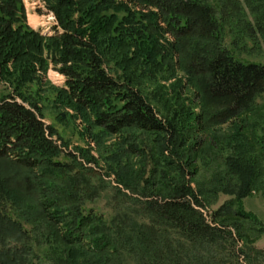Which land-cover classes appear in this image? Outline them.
Here are the masks:
<instances>
[{
	"label": "trees",
	"instance_id": "trees-1",
	"mask_svg": "<svg viewBox=\"0 0 264 264\" xmlns=\"http://www.w3.org/2000/svg\"><path fill=\"white\" fill-rule=\"evenodd\" d=\"M45 1L59 23L50 37L28 27L23 0H0V84L7 87L0 96V264H201L190 255L196 251L207 264L248 260L236 251L246 237L234 220L257 219L233 206L264 185V126L263 134L243 137L264 97V63L236 59L226 39L245 51L250 41L254 51L264 40V17L254 24L241 0ZM254 6L264 9V0ZM50 66L66 82L43 91ZM159 73L180 90L194 89L201 110L191 111L188 134L213 128L214 141L218 132L229 137L216 157L225 173L209 192L235 202L211 215L205 191L194 187L200 144L190 146L178 112L164 117L142 89L143 77ZM47 92L55 95L60 125L80 123L94 142L115 138L117 156L142 158L144 150L128 142L131 131L153 137L156 169L148 177L142 166L118 179L139 195L132 213L108 224L87 211L97 196L90 186L95 172L80 159L98 162L89 151H67L45 122L40 93ZM22 216L36 225L25 229ZM34 233L50 242L44 254L33 251ZM227 247V260L218 259Z\"/></svg>",
	"mask_w": 264,
	"mask_h": 264
},
{
	"label": "rangeland",
	"instance_id": "rangeland-1",
	"mask_svg": "<svg viewBox=\"0 0 264 264\" xmlns=\"http://www.w3.org/2000/svg\"><path fill=\"white\" fill-rule=\"evenodd\" d=\"M257 1L259 0H241V10H243L254 24L256 17H264V9H257L254 6ZM23 4L26 12L27 25L30 29L40 32L43 36L50 37L55 34V29L59 28L58 19L54 14L49 12L45 0H23ZM219 4L221 5L220 2ZM232 39V36H227L226 46L231 50L236 59L243 62L264 63V40H261L260 47L256 48L254 51L251 50L252 44L250 41L246 42L249 50L245 51L236 49L232 45ZM44 74L42 84L44 87L41 88L43 91L47 89L50 90L49 87L51 88V86L61 87L65 85V77L55 70L54 66H50ZM182 77L183 73H179V78ZM141 81L142 89L150 96L155 105L162 109V115L164 117L173 119L174 113L178 112L179 118L177 123L179 127L183 129L185 140L189 141V145L193 146L194 149H198V145L200 144L198 152H196L194 156L196 159V167L198 168V175L195 178L194 187L205 191L204 196L207 198L206 212L211 215L219 210L221 206L234 201V196L226 195L220 191L216 195L209 192V190L213 189L215 185L221 181L225 173L223 169L218 167L216 157L219 153L223 152V142H227L229 137L224 139L227 135H219L218 132L217 138L219 140L217 142L214 141L210 136V134L216 130L213 128L207 131V135H202L197 138L185 131V123H189L188 118L191 111L199 112L201 110V105L192 101L194 89L185 87L180 90V88H178L179 82L173 78H168L163 75V73H159L156 76L151 75L143 77ZM6 88V86L0 84V96L1 94L7 93ZM31 92L37 93L38 87L33 86ZM41 94L44 96L43 107L45 122L58 130L63 139V143H65V149L69 152H78V154L80 151H89L98 162L97 165L88 164L86 160L80 159L87 168H92L96 174H90V186L97 191V196L86 203L87 211L92 210L99 216H103L108 224L112 223V220L116 216L129 214L130 211L132 213L135 209V201L138 199L139 195L133 191V188L120 184L118 179L128 173L137 175V173L142 170V166H146L144 170L146 174H148V177L151 172L156 169L155 164L158 159V149L153 144V137L144 133L131 131L129 134L131 138H129L130 140L128 142L136 145L138 149L144 150L142 158L132 157L131 155L117 156L120 154V149L122 148L115 147L117 143L115 138L106 137L102 141L96 140L94 142L85 136L86 134L83 132L84 130H82L83 126H81L80 123L73 124L70 122L67 123L66 126L60 125L56 121V113L51 104L55 97L54 93L47 92L40 93V95ZM258 105L259 108L253 110L249 115L251 123L249 124V130L243 133L245 139L248 135L251 137L253 135H258V133L260 135L263 134L264 97L258 101ZM71 114L73 113L71 112ZM55 139L58 141L57 138ZM247 140L252 146L253 140L250 138ZM57 143L59 146L63 145L62 141ZM249 148L250 147H248V149ZM254 155L256 156V154ZM78 157L80 158V155ZM160 180L164 179L160 178ZM137 183L138 182L135 184ZM233 209H242V211L256 217L257 220L256 222L241 219L234 220L236 225L241 227L242 235L246 237L236 246V251L243 249L249 258L248 260L244 257L237 260L229 259L225 264H264V185L260 186L251 196L242 199L240 202H235ZM21 213L22 212H20V214ZM22 219L24 228L27 230H30L36 225L33 220H31L28 225L26 222V220L28 221L27 217L22 216L21 220ZM149 220L150 219L145 218L144 221L148 223ZM34 234V238L30 243H38V245H35L37 248H33V251L36 252L38 250L44 254L51 248L50 242H47L46 239L39 240L37 233ZM218 251L219 252L216 254L218 259L227 260L229 251L232 250L230 247H227L224 253L220 250ZM190 255L193 256L194 259L199 257L198 261H200L201 264H204L205 261L206 264L209 263V259H206L205 253L203 252L199 254L196 251L190 253ZM201 257L205 258V260H202Z\"/></svg>",
	"mask_w": 264,
	"mask_h": 264
}]
</instances>
